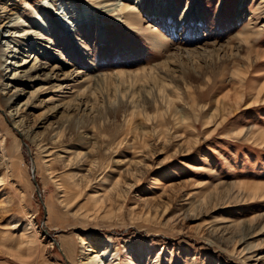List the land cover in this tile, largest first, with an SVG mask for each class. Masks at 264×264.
<instances>
[{"label": "rangeland", "instance_id": "1", "mask_svg": "<svg viewBox=\"0 0 264 264\" xmlns=\"http://www.w3.org/2000/svg\"><path fill=\"white\" fill-rule=\"evenodd\" d=\"M32 1L53 45L7 52L36 14L0 19V264H264V0H140L138 32L65 0L71 39Z\"/></svg>", "mask_w": 264, "mask_h": 264}, {"label": "bare ground", "instance_id": "2", "mask_svg": "<svg viewBox=\"0 0 264 264\" xmlns=\"http://www.w3.org/2000/svg\"><path fill=\"white\" fill-rule=\"evenodd\" d=\"M16 1L17 0H0V19L3 18L2 17L3 15L1 14L2 12H4V14L6 15L7 11H10L12 9H19V4L16 3ZM19 1L23 5V6L21 5L22 6L21 8H27V9L33 10V13L36 14L35 22H32V24L28 23L26 25V24H24L23 21H20L22 23L19 24L17 22H19V19L21 17L18 16V14H16V17L14 19L15 22H12L11 24H9V26H11V27L16 26V28L12 27L13 29H15L13 32L8 33V36L11 40H9V38H5V40H4V42H8V44H7L8 47H6V50L10 49V51H7V52H12V50L15 46H18L19 48L23 47L24 46L23 40L25 39V36H27L28 34H31V33H33V36H34V34L36 36L32 39H34V40L38 39V40L44 42L43 44H41L38 41L37 42L33 41V43H35L39 46H42V47H47L46 46L47 44L53 45L54 44L53 40H51L48 37L51 35L52 28L49 24L48 19H46L44 16H42L40 14V10L35 7L36 3H34L32 0H19ZM31 1L33 3H31ZM39 1L42 3V5L44 4L43 6L48 7L47 9H52L53 14L55 15V17L59 21V24L57 25V33H59V34L57 36L60 37L61 39H63V38L64 39H71L74 36V34H76V32L79 30L78 26L82 25V22H84V17L86 16L85 15V9H81L78 11L77 6L79 3H76L75 1L73 3H71L69 6L65 2V0H39ZM87 2H90L92 4L91 5L89 3L94 9V10H92L94 12V14H98V13L107 14L108 16L122 22L123 24H125L127 26V28L131 29L134 32H138L141 30V28H144L143 26H141L142 23H140L141 20L138 17V13L136 10V7H137L136 4L138 2H140V0H100V1L99 0H87ZM168 10H169V8L162 9L161 13L163 15H167V18L170 19L172 16L169 15ZM159 11H160V9H159ZM12 13H14V12H11L10 14H12ZM92 16L93 17L90 18L91 21L94 18H96V17H94V15H92ZM6 18H9V17H6ZM6 24H7L6 22L4 23V21H2V23H0V27H4V26H6ZM35 25L38 26V28L36 30L33 29V27L35 28ZM18 26L21 28L18 29ZM31 30H33V31H31ZM153 30H155V28H153ZM151 31L147 30V32H151ZM11 34H14L13 37H11ZM243 42L244 41L241 40V43H243ZM11 43H13V44H11ZM152 43L154 45L157 42H152ZM248 43L249 42H247V44ZM71 44H78V43L76 41H72ZM32 60H33V62L29 66H27V64L30 63V61H32ZM60 60H62V58ZM37 62H38L37 57H35L34 55H29L28 58L25 57L20 62L13 63L15 66V69L13 71L12 78L14 77L16 79H21L22 77L23 78L30 77V75L33 72H35L37 69ZM54 67L58 68V65H55ZM55 73H56V71H55ZM76 74H82V73L80 71H76ZM66 76L69 77V75H66ZM50 77H52V76H50ZM93 80H95V78H93L91 76H85L83 74L81 79H79L77 81V78H76L74 83L72 82L73 83L72 88L80 86L81 84H86L83 88V90H85L88 86H90L91 83L93 84ZM0 83H1V81H0ZM47 89H48V87L41 85V86L36 87V89L34 90V93H36L38 95L43 94L44 91H47ZM20 90L21 89H19V90L16 89L17 93ZM261 90H262V87L259 89L258 93L256 91L257 95L260 96ZM13 94H14V92L12 94H10L8 97H6L5 99H3V103L1 105L4 107H8ZM259 101H261V102L258 104H264V99L263 100H259V99L257 100L256 99L255 104ZM7 115L9 117V119L11 120L12 126L16 129L20 130V132H22L25 137H28V135H29L28 130L26 129V127L24 128L23 124L21 123V119H20L21 114H20V111L18 110V108L15 107V109L13 108V109L7 110ZM250 136L255 137V135L254 136L250 135ZM29 139H31V138H29ZM31 142H33V144H34L33 140H31ZM261 142H263V139L261 140ZM61 246H62L63 251L66 254L70 255L71 251L73 250V244H71V245L70 244H62ZM94 257L95 256H93V258ZM93 258H91V259H93Z\"/></svg>", "mask_w": 264, "mask_h": 264}, {"label": "water", "instance_id": "3", "mask_svg": "<svg viewBox=\"0 0 264 264\" xmlns=\"http://www.w3.org/2000/svg\"><path fill=\"white\" fill-rule=\"evenodd\" d=\"M32 171H33V169L30 170V172H31V177L33 176V175H32ZM34 184H35V183H34Z\"/></svg>", "mask_w": 264, "mask_h": 264}]
</instances>
